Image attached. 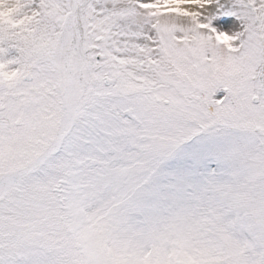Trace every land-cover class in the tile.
<instances>
[{
    "label": "snow or ice",
    "instance_id": "obj_1",
    "mask_svg": "<svg viewBox=\"0 0 264 264\" xmlns=\"http://www.w3.org/2000/svg\"><path fill=\"white\" fill-rule=\"evenodd\" d=\"M0 264H264V0H0Z\"/></svg>",
    "mask_w": 264,
    "mask_h": 264
}]
</instances>
